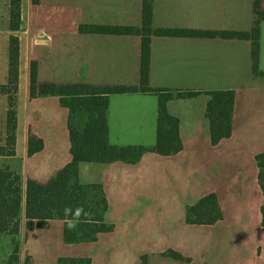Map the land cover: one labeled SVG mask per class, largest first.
<instances>
[{
	"label": "crops",
	"instance_id": "1",
	"mask_svg": "<svg viewBox=\"0 0 264 264\" xmlns=\"http://www.w3.org/2000/svg\"><path fill=\"white\" fill-rule=\"evenodd\" d=\"M151 3L153 28L250 31L256 18L254 8L249 10L251 3L247 0H151ZM142 5L143 0H39L38 3L21 0V21L17 30L20 49L16 154L0 155V168L9 167L21 177L18 238L22 225L25 237L27 180L45 183L72 158L69 110L56 95L31 96V64L36 65L40 84L85 82L139 85L141 35L91 32L81 27H141ZM9 10L10 0H0V84L7 83L9 79V37L12 33ZM259 29L256 67L259 72H264V19L259 21ZM252 51V40L248 38L199 34L151 35L149 87L172 94L178 91L201 92L187 96L173 95L166 101L168 112L179 119L183 148L170 155H161L153 149L157 142L160 92L111 93L106 110L109 143L144 146L148 151L134 163L117 160L100 165L98 162L83 161L79 166L80 181L102 183L109 208L112 202L145 204L138 209H144V218L153 217L149 204L158 202L165 206L164 203L183 200L187 209L201 197L214 192L223 203L218 188L209 190L201 184L213 180L217 164H234L237 168L240 165L241 169L249 162L257 166L255 155L264 151V77L254 74ZM214 90L235 92L232 134L217 144L211 142V122L206 114L210 97L206 92ZM7 110L8 95L0 93V145L6 142ZM33 135L43 140L44 147L30 155L28 141ZM126 196L130 199H125ZM170 213L175 217L180 212ZM182 213H185L189 228L184 227L179 237L176 228L167 231L164 226V234L153 230L164 239L151 253L148 252L163 258L155 263H195V256L178 243H185L190 233L194 235L191 229L200 231V226L213 224H190L186 221V210ZM54 221L59 224L62 239L63 221L53 219L48 225ZM48 225L29 234L46 230ZM114 230L115 225L112 231L105 233L113 235ZM105 233L99 234L96 241L64 245L92 244L97 250V242ZM164 246H167L164 250L157 251ZM170 248L182 253L189 261L165 256L163 252ZM143 255H146L149 264L147 252ZM19 256L18 264H24L21 252ZM61 256L71 255L58 253L53 258L55 264ZM84 256L90 258L89 264H96L95 256ZM96 256L100 257L99 254Z\"/></svg>",
	"mask_w": 264,
	"mask_h": 264
},
{
	"label": "trees",
	"instance_id": "2",
	"mask_svg": "<svg viewBox=\"0 0 264 264\" xmlns=\"http://www.w3.org/2000/svg\"><path fill=\"white\" fill-rule=\"evenodd\" d=\"M38 3L39 0H33ZM255 21L250 31L235 30H206L198 31L185 28H153L151 25L152 3L143 0V23L141 27L123 25H89L81 28L91 32H105L116 34H139L141 41V64L139 85H99L85 82L69 84L48 82L40 84L37 80L35 63L30 69L31 96L56 95L61 103L69 110V134L71 140V161L59 170L49 181L43 183L28 179L25 190V238L36 228H46L49 221L59 219L63 221L62 239L65 243L91 242L98 239L99 234L110 232L114 224L106 222L105 215L109 209V202L100 182L82 183L79 178V166L83 161L111 163L117 160L134 163L148 151L144 146H118L109 143L106 110L108 96L111 93L155 91L160 92L158 106L157 142L153 148L161 155H170L183 148L179 132V119L171 115L166 101L173 95L187 96L201 93L200 91L163 92L150 88L149 58L151 35H221L228 37L248 38L252 40L253 58L256 67L258 45L260 37L259 21L264 19V10L260 7V0H255ZM10 28L9 37V79L0 84V93L8 95L7 137L5 144L0 145V155L12 156L16 154L17 102L19 91V36L17 30L21 21V0H10ZM264 73V72H261ZM210 97L207 102L206 114L211 122V142L219 143L228 138L233 129V112L235 106L234 90H214L206 92ZM78 110L86 112L83 125L77 127L74 113ZM43 140L38 136H31L28 141L30 155L42 150ZM258 167V184L262 194L260 205L261 225L264 229V151L255 155ZM20 206H21V177L9 167L0 168V238H8V253L6 258L0 256V264H18L20 242ZM83 206L89 213L88 217H81V222L75 229H69L64 215V209L71 207L75 210ZM224 210L216 193L211 192L201 197L186 209V221L190 224H214L223 219ZM173 259L189 261L182 253L174 249L163 252ZM4 258V259H3ZM58 264H89L90 258L85 256H61ZM25 264H32L25 259ZM141 264H147L146 255L141 257Z\"/></svg>",
	"mask_w": 264,
	"mask_h": 264
},
{
	"label": "rangeland",
	"instance_id": "3",
	"mask_svg": "<svg viewBox=\"0 0 264 264\" xmlns=\"http://www.w3.org/2000/svg\"><path fill=\"white\" fill-rule=\"evenodd\" d=\"M247 1L251 3L249 10L253 11L255 0ZM260 7L264 8V0H260ZM254 74L257 77H264V73L259 71H254ZM85 116L89 114L81 110L76 111L74 124L77 127L83 125ZM98 164L103 165L100 162ZM216 166L215 173L212 174L213 180L201 185L209 190L218 188L223 202L220 203L226 216L213 225L200 226L202 229L200 231L197 228L191 229L194 235L190 233L185 243L178 244L195 256L194 264H264V229L261 225L260 212L262 194L257 182V166L253 162L247 163L242 169L240 165L237 168L234 164ZM186 179L187 176L185 181ZM175 194L178 193L175 191ZM124 198L130 199V196ZM164 204L168 208H165L162 202L149 204L153 217L144 218V209L141 211L138 209L145 204L112 202L106 221L114 224L116 230L113 235L102 234V238L97 242L98 252L92 244L64 245L59 224L55 221L48 225L46 230L29 234L27 239L24 237L22 225L19 237L22 263L28 258L33 264H55L53 258L59 253L75 257L95 256L96 264H140L142 255L147 252L149 264H160L154 261L163 258L149 253L164 242V239L159 237V234L165 233L164 226L167 231L176 228L178 237L184 231V227H187L183 215L185 213L181 214L186 210V202L177 200ZM167 211L180 213L172 217L170 212L163 214ZM179 215L181 216L178 217ZM153 230L159 234H155ZM166 247L158 248L157 251H162ZM8 250V238H0V256L6 258ZM97 254L100 257H97Z\"/></svg>",
	"mask_w": 264,
	"mask_h": 264
},
{
	"label": "clouds",
	"instance_id": "4",
	"mask_svg": "<svg viewBox=\"0 0 264 264\" xmlns=\"http://www.w3.org/2000/svg\"><path fill=\"white\" fill-rule=\"evenodd\" d=\"M64 215L69 229H75L81 222V217H88L89 213L85 211L83 206H78L75 210L71 207H66Z\"/></svg>",
	"mask_w": 264,
	"mask_h": 264
}]
</instances>
